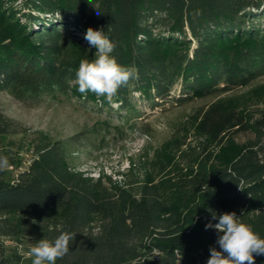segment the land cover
<instances>
[{"label":"trees","instance_id":"16d2710c","mask_svg":"<svg viewBox=\"0 0 264 264\" xmlns=\"http://www.w3.org/2000/svg\"><path fill=\"white\" fill-rule=\"evenodd\" d=\"M13 1L0 0V90L19 100L60 91L99 111L116 103L128 112L136 110L134 94L154 107L179 84L180 105L214 99L167 146H190L191 128L208 158L209 146L239 131L252 130L256 148L211 169L196 212L183 218L192 225L187 230L152 180L107 186L72 165L74 137L45 142L13 181L0 170V215L26 214L0 221V235H28L33 245L61 231L76 233L56 264H206L210 247L220 249L202 217L224 209L264 238V110L254 117L243 107L253 97L232 93L264 76V0H23L22 9ZM88 27L103 29L117 45V62L138 73L111 101L78 90L79 63L97 51L78 35ZM13 127L0 111V136ZM0 264H7L1 250ZM255 264H264V255Z\"/></svg>","mask_w":264,"mask_h":264},{"label":"rangeland","instance_id":"374dc122","mask_svg":"<svg viewBox=\"0 0 264 264\" xmlns=\"http://www.w3.org/2000/svg\"><path fill=\"white\" fill-rule=\"evenodd\" d=\"M22 2L14 0L12 5L22 9ZM179 87L175 85L171 98L154 107L134 94L136 110L128 112L117 110L116 103L111 110L99 111L60 91L19 100L8 91L0 90V111L14 123L13 132L0 136L3 180L11 182L27 169L45 142L72 136L70 160L75 168L94 178L102 177L107 186L128 183L136 187L140 181L152 180L165 205L175 206L179 223L189 230L192 225L183 223V218L192 209L196 212L201 189L209 182L211 169L255 149L256 137L252 130L231 133L219 145L209 146L211 156L208 158L198 150L199 140L190 128L186 137L190 146L174 151L166 145L167 140L182 125L184 128L187 122L189 124L193 113L214 99L213 96L195 97L180 105L175 102ZM232 93L253 97L243 107L254 117L264 110V76L257 78L248 89L237 87ZM160 147L163 149L159 150ZM157 150L160 152L156 155ZM223 213L224 209L213 211L202 219L210 221L212 214ZM25 216L22 213L0 215V221ZM198 217L194 215V220ZM217 222L212 220L214 224ZM32 241L28 235H0V250L7 264H32L29 256ZM158 254L153 251L152 255L157 257Z\"/></svg>","mask_w":264,"mask_h":264},{"label":"clouds","instance_id":"9594fccd","mask_svg":"<svg viewBox=\"0 0 264 264\" xmlns=\"http://www.w3.org/2000/svg\"><path fill=\"white\" fill-rule=\"evenodd\" d=\"M100 13L97 12V15ZM84 39L97 51L94 59H82L76 72V83L82 94L92 92L97 96L113 99L122 86L138 78L136 69L120 65L112 55L116 48L103 29L88 27ZM7 161L4 160V164ZM212 220H218L212 223ZM205 224V230L213 229L217 233L216 247H210V257L206 264H255L256 256L264 255V238L253 227L241 220L236 212H225ZM76 233L61 231L54 239L37 240L29 250L32 264H56L69 251L75 241Z\"/></svg>","mask_w":264,"mask_h":264}]
</instances>
